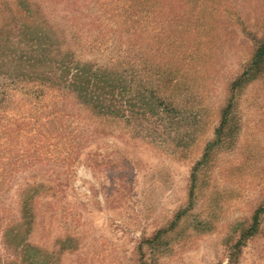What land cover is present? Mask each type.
<instances>
[{
    "label": "rangeland",
    "instance_id": "obj_1",
    "mask_svg": "<svg viewBox=\"0 0 264 264\" xmlns=\"http://www.w3.org/2000/svg\"><path fill=\"white\" fill-rule=\"evenodd\" d=\"M255 39L264 0H0V264H228L232 225L264 202V73L196 166ZM118 74L174 112L104 102ZM238 264H264V220Z\"/></svg>",
    "mask_w": 264,
    "mask_h": 264
},
{
    "label": "trees",
    "instance_id": "obj_2",
    "mask_svg": "<svg viewBox=\"0 0 264 264\" xmlns=\"http://www.w3.org/2000/svg\"><path fill=\"white\" fill-rule=\"evenodd\" d=\"M42 29V28H41ZM43 30V29H42ZM38 36L44 39V42L41 43H50L51 39L50 37L47 36L46 32L43 30V32H38ZM74 68L75 70V75H72L70 73L71 68ZM264 67V39H258L254 40V49L253 53L251 56V59L249 63L246 65L245 70L243 69L242 73L240 76H238L233 82L229 85L228 87V97L227 100L224 104V106L220 109L219 111V120H218V125L214 130V137L213 139L208 142L203 150V154L201 157L200 162L197 164L196 169L198 170L197 167H202L206 165L213 153L225 142L233 139L235 133L237 132V120L235 121V110H236V91L240 89V86L243 85L242 83L247 82V79H254L256 77L262 76L264 73V70H262ZM93 70V69H92ZM95 71V70H93ZM66 73L70 75V78L74 79L76 76L79 74L85 78V85L87 87L93 86L94 84L90 82L89 79L94 80V73L91 72V69H87L85 67H82V65L79 62H72L70 63L68 67H66ZM113 80L115 81V84L109 85V90L103 95L104 97V102L108 101L109 98H113V89L118 90L120 94H131V96L137 97V100L140 101V105L138 108V112L141 111V115H153L157 113V110L159 107H161L163 111L167 114L173 113L174 108L171 107L168 103L166 104L165 102L161 101V98H154L150 99L151 96L147 94V97L140 96V92L138 89L134 91L132 85L128 84L126 85V77L123 74H118L113 77ZM78 82V79H77ZM174 87H178V84H174ZM78 85L76 86V91L78 90ZM135 95H134V94ZM95 110L97 107H93ZM197 178V174L194 172L191 173V185L190 187V192L192 194L194 185H195V180ZM189 192V193H190ZM184 212L178 211L175 214V217L173 221L170 223L167 229H160L157 232H155L152 236L149 238H145L139 245V249L141 250L142 247H156L159 246L162 243V239H164V234L168 233L172 228H175V226L178 225L177 222L181 220V215ZM262 220H264V202L259 204L255 210L253 211L251 217L249 218L248 221H237L235 222L232 227H231V235H232V240L230 241V246L228 250V264H238L239 257L241 255L242 248L245 247L247 242L254 237H256L261 229V223ZM248 240V241H247ZM247 241V242H246Z\"/></svg>",
    "mask_w": 264,
    "mask_h": 264
}]
</instances>
